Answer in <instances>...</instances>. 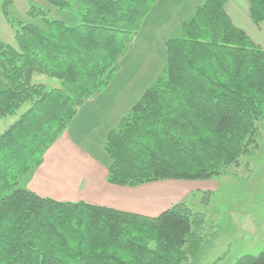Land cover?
Wrapping results in <instances>:
<instances>
[{"label": "trees", "instance_id": "16d2710c", "mask_svg": "<svg viewBox=\"0 0 264 264\" xmlns=\"http://www.w3.org/2000/svg\"><path fill=\"white\" fill-rule=\"evenodd\" d=\"M73 3L79 22L51 19L30 4L10 19L13 43L0 40V264H180L182 249L204 213L178 202L155 216L84 201H58L26 188L45 152L78 109L119 70L156 0H44ZM205 0L164 42L155 80L103 140L106 180L133 187L161 180H205L240 166L257 146L264 122V51L224 10ZM252 21H264V0H248ZM35 74L57 80L34 81ZM234 264H264V246Z\"/></svg>", "mask_w": 264, "mask_h": 264}, {"label": "rangeland", "instance_id": "374dc122", "mask_svg": "<svg viewBox=\"0 0 264 264\" xmlns=\"http://www.w3.org/2000/svg\"><path fill=\"white\" fill-rule=\"evenodd\" d=\"M10 2L8 7L10 19L37 22V19L31 20L26 17L28 7L33 4L45 9L51 19L61 20L68 25L79 22L80 7L75 3L69 9L61 10L44 0H10ZM180 12L170 10V19L172 15L179 16ZM166 16L161 18L162 25L152 24L157 19L154 15L147 14L144 17L141 29L134 37L132 47L125 49L118 58L119 70L122 67L119 76L123 77L129 73L136 76L140 73L144 74L145 79L141 83L142 86L146 85L145 82L150 76H153L150 84L155 80L165 62V46L160 45L161 36L171 38L181 34L179 21L172 22ZM150 18L153 20L152 23H150ZM151 24L152 27L156 25L154 33L149 32ZM159 29L161 32L164 29V32H158ZM13 31L10 22H7L0 8V40L13 43ZM33 80L43 82L48 86L57 84L56 79L44 74H35ZM116 80L122 81L124 78L117 77ZM136 100H133L131 106ZM24 108L25 105L16 116H7L0 120V133L17 118ZM258 127L260 135L257 139V148L241 158L240 166H231L224 174L205 180H161L130 187L140 188L141 191L154 187L153 192L147 196L161 195L163 197L161 200L166 201L162 205L170 203L169 207H171L183 201L194 211L204 213L202 225L195 230L191 238L189 237L182 249L180 264H234L241 255H257L263 249L264 122L259 121ZM138 198L137 195H132L127 202L136 203ZM151 207L155 209L151 212L154 213L161 208V205L158 200H155Z\"/></svg>", "mask_w": 264, "mask_h": 264}, {"label": "crops", "instance_id": "0c3cea01", "mask_svg": "<svg viewBox=\"0 0 264 264\" xmlns=\"http://www.w3.org/2000/svg\"><path fill=\"white\" fill-rule=\"evenodd\" d=\"M204 1L156 0L149 9L148 15H154L157 19L153 21L150 18V23L153 21V25L157 23L162 25L161 18H164L162 16H166L169 12L166 16L169 20L171 10L181 11L179 16L172 15L170 19L172 22L178 20L180 24L182 20L192 16L195 7ZM249 9L248 0L224 1V10L232 23L241 28L264 51V22L254 24ZM158 19L160 20L157 22ZM152 24L149 28L150 33L156 32V25L152 27ZM158 32L163 33L164 29L162 32L159 29ZM167 39L168 37L161 36L160 45L164 46V41ZM121 69L122 67L104 90L88 99L78 109L66 130L45 152L42 163L26 184L27 189L39 196L58 201L81 200L89 204L147 216H155L151 214L160 213L169 207L170 203L162 205L166 201L161 200L163 198L161 195L147 196L153 192L154 187L141 191L140 188L113 185L106 180L109 159L103 150L105 135L153 80V76H150L145 82L146 85L142 86L144 74L140 73L136 76L129 73L121 77L119 76ZM117 77L124 80L117 81ZM132 195L139 197L136 203L127 202ZM155 200L159 201L161 208L151 213L155 210L151 207ZM139 205L144 207L140 208Z\"/></svg>", "mask_w": 264, "mask_h": 264}]
</instances>
